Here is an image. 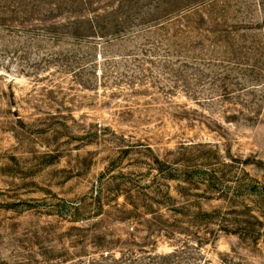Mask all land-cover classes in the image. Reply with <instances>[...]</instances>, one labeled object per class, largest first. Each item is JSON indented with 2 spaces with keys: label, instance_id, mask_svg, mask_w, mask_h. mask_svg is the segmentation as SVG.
Here are the masks:
<instances>
[{
  "label": "rangeland",
  "instance_id": "374dc122",
  "mask_svg": "<svg viewBox=\"0 0 264 264\" xmlns=\"http://www.w3.org/2000/svg\"><path fill=\"white\" fill-rule=\"evenodd\" d=\"M0 264H264V0H0Z\"/></svg>",
  "mask_w": 264,
  "mask_h": 264
}]
</instances>
